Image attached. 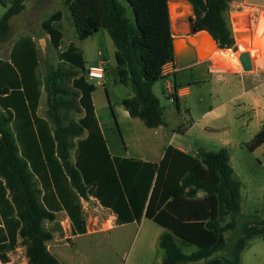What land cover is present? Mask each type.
Wrapping results in <instances>:
<instances>
[{
  "label": "trees",
  "instance_id": "obj_1",
  "mask_svg": "<svg viewBox=\"0 0 264 264\" xmlns=\"http://www.w3.org/2000/svg\"><path fill=\"white\" fill-rule=\"evenodd\" d=\"M25 1L12 0L9 6L1 2L6 7L0 18L1 41ZM126 1L134 21L118 0H66L65 4L77 41L100 29L111 39L114 82L132 92L120 102L129 117L148 129L165 126L152 87L165 64L173 62L168 1ZM186 2L196 32L207 33L220 49L234 46L225 17L229 0ZM62 16L56 10L39 25L58 61L43 74L38 70L36 43L29 36L15 40L8 58H0V262L8 263V254L20 247L26 264H61L47 249L53 233L60 231L56 213L68 215L72 236L85 234L79 200L89 196L115 214L116 224L139 222L143 216L161 227V264L207 260L226 247L224 233L233 230L240 217V182L233 178L228 150L200 149L192 155L167 146L157 163L111 156L93 111L94 86L85 77L82 52L74 43L60 49L63 34L57 23ZM42 92L47 119L37 115ZM80 113L78 119L71 117ZM262 145L264 125L246 148L253 152ZM261 235L264 222L244 218L228 259L213 258L205 264H239L248 240ZM175 238L195 250L184 254Z\"/></svg>",
  "mask_w": 264,
  "mask_h": 264
},
{
  "label": "rangeland",
  "instance_id": "obj_2",
  "mask_svg": "<svg viewBox=\"0 0 264 264\" xmlns=\"http://www.w3.org/2000/svg\"><path fill=\"white\" fill-rule=\"evenodd\" d=\"M2 1L6 6H9L12 0H0V18L6 9V7L1 5ZM65 1L66 0L25 1V9L18 15L12 17L9 21L10 31L7 38L2 41L0 40V57L6 59L12 42L20 36L27 35L33 37L36 41L39 72L43 74L48 65L56 64L58 61L48 42L45 41L40 44L36 39L45 37L39 27L41 20L54 11L61 10L63 16L61 21L57 23V27L63 34L61 48L64 49L69 42H75L82 52L86 68L101 63L105 69L104 78L98 81L100 83L95 80L90 82L94 86V91L92 93L93 105L96 108L98 121L103 127L109 150L115 154H123L133 158H138L142 155L136 152L142 146H148L150 148L155 147V149L158 150V146L163 138L158 135L152 140L153 130L146 128L140 120H132L128 116L125 118L122 114L124 109L120 102L122 99L131 96L132 92L129 87L114 82V47L107 32L104 29H100L95 36L82 42L77 41L74 36L70 14ZM118 1L125 7L127 18L134 21L133 12L127 1ZM177 3H179L180 6L175 8L176 13H173L172 16L169 14L173 35L181 34L183 30L186 31L188 22L184 19L183 15L190 17L192 14L191 6L186 0H177ZM185 8H187L186 13ZM225 17L233 33L247 32L248 36H236L234 45L238 48L240 46L243 48L237 54L238 60L234 61L230 56L238 50L232 52L230 49L228 52L230 55H225L222 60L218 59V62L216 61L215 69L236 70L238 68L240 71H243L240 66L239 56L240 53L248 51L253 68L252 70L243 72L253 73L258 80L264 79V0H229V9ZM175 41L178 40L176 39ZM258 43L260 45H258ZM99 52H102L108 57L107 63L100 61L102 59ZM209 55L210 53L202 54L199 55V58L206 60ZM169 79L173 80L171 77ZM163 85V81L156 83L153 88V93L159 99L165 122L169 126H173L175 131L184 129L191 122V117L184 112L186 106L192 108V119L196 120L197 116L200 115L203 110L215 104L213 94L210 90L211 87L208 83L193 84L189 95L178 100L177 104L173 98L168 97L164 92L165 89ZM261 90H263V88H261ZM224 98L226 97H221V99ZM38 113L42 117L46 115L44 94L41 97ZM79 116V114L71 115L74 119H77ZM246 137L248 138V135H246ZM189 138L190 137H187L186 139L190 140ZM242 140L244 141L245 139ZM209 148L212 151L219 149L218 146H211ZM229 163L233 168V178L240 182V217L236 227L224 233L226 247L215 252L207 260L213 258L228 259V251L231 244L240 234L244 218L250 219L252 217H257L264 222V148H259L255 152H250L247 148L241 146L240 149H234L232 151ZM91 204L92 203H90L88 207V211L98 217L96 226L89 224L88 230L93 232L78 236L71 243H69L70 240L68 238L60 242L68 243V245L63 244L61 247L62 256L60 259L62 264H123L127 259L129 251L130 256L127 263L130 264L134 259L136 249L137 228L135 226L124 228L122 230V233L125 235L123 242L117 246H111L110 242L111 237H113L111 236L113 232H105L107 231L105 230L106 227H104V230H99L103 228L101 224L106 217L104 212L107 211L103 208L100 209L98 205L95 204L98 211H101L94 212L91 209ZM56 217L58 218V215ZM228 220L229 218L226 219V221ZM149 223H152V225L156 227V224L153 222ZM44 226H46L45 223ZM63 236L64 234L61 231L56 234L58 239L63 238ZM175 242L184 254H189L195 250L193 245L179 238H175ZM8 256L11 264H26L23 248L19 247L14 252L9 253ZM163 256L164 252L157 247L151 264H161ZM205 261H200L196 264H205ZM0 264L3 263L0 262ZM239 264H264V235L255 236L248 240L244 250L240 254Z\"/></svg>",
  "mask_w": 264,
  "mask_h": 264
},
{
  "label": "crops",
  "instance_id": "obj_3",
  "mask_svg": "<svg viewBox=\"0 0 264 264\" xmlns=\"http://www.w3.org/2000/svg\"><path fill=\"white\" fill-rule=\"evenodd\" d=\"M24 9H25V5H24ZM96 34H94L93 36H95ZM192 37L198 38L197 35L194 36L190 35L189 25H188L186 31L183 30L181 34L173 35V41L177 39L178 44L181 45V49L178 48L177 50L180 49L179 58H183V62L185 61L187 56L189 57L190 55L191 56L196 55L197 57L196 61L185 67L182 68L178 67L174 63L175 52L172 48L173 62H168L165 64L161 76L154 83L152 90L156 85V83H158L159 81H163L164 84L163 86L165 89L164 92L170 98H173V96H175L178 101L181 98L189 95L193 84L195 85L198 83H208L211 87L210 90L211 93L213 94L215 104L210 108L203 110L201 114L197 116L196 120L192 119V108L186 106L184 108V112L186 115L191 117V122L184 128L182 133H178L177 131L174 130L175 128H173V126H169L165 122V119L163 117L166 126H159L157 128L150 129L153 130L154 132L151 138L152 140H154L158 135H160V137L163 138L162 142L158 146V150H156L155 147L150 148L148 146H142L139 148L138 151H136L138 153H141L142 155L138 158H133L130 156H125L123 154H117V153L115 154L109 150L107 146L106 138L104 136L103 127L98 121L96 108L93 105L94 101L92 97V93H93L92 92L91 100H92L95 118L97 120L100 132L106 141L107 150L111 156L119 157V158H132V159L157 163L161 159L164 149L167 146H172L173 148L179 149L183 152L192 155L197 154L200 149L206 151H212L210 150L209 147L218 146L219 149L225 147L228 150L229 162H230L232 151L234 149H240L241 146H244L246 148V145L250 142V140L260 131L261 127L264 125V79L258 80L255 77V75H253V73L243 72L238 69L236 70L215 69L216 67L212 65V62L210 61L211 56H209L206 60H202L199 58V53L197 51L198 43H191L189 41V38ZM31 38L36 43L35 39L33 37ZM36 40L40 44L44 43L45 41H47L49 44V38L47 35H45V37H41ZM70 43L75 44V42H69L64 49L61 48V44H60V49L65 50ZM214 46L215 48L217 47L215 42H214ZM10 49L8 51L7 58ZM37 55H38V49H37ZM99 55L101 56L102 59L100 61H104L106 63L108 62V57L105 54L99 52ZM113 56H114V51H113ZM170 77L173 78V80H170L169 79ZM261 88H263V90H261ZM43 94L44 92H42L41 97ZM224 96L226 98L221 99V97ZM41 97L37 108V115L41 118L47 119L46 115L45 117H42L38 113ZM122 114L125 118H127V116L129 117L128 113L125 110L123 111ZM79 115L80 116L78 118L82 117L83 114L80 113ZM131 119L133 120L136 118H131ZM246 135H248V138L246 137ZM187 137H190L189 138L190 140H187L186 139ZM242 139L245 140L243 141ZM259 148L263 149L264 145L260 146ZM256 150H254L253 152H255ZM72 154L73 151L71 152V155ZM106 210H108L111 214L110 216L111 224L105 229L107 230L105 232H109V233L113 232L111 235L113 237H111L110 245L117 246L121 244L123 242V239H125V235L122 233V230L127 227L135 226L138 230V235L136 237V249H135L134 259L132 262H130V264H151L154 257V252L158 247L159 236L162 233L163 229L158 225H156V227L153 226L152 223H149L152 221L144 218L143 216L141 217L139 222L134 221L125 224H116L115 214L111 212L109 209ZM57 215L58 218L56 217L55 223L58 224L59 230L63 233L58 223V220L62 215H67V214L64 211H60L56 213V216ZM89 232H93V231L87 230L85 234ZM57 233H59V231L53 233V238L48 242L47 249L62 264L60 259L62 256L61 247L63 246V244L68 245V243L67 242L60 243V242L68 238L70 240L69 243H71L75 238L81 235H76V236L71 235V222H70V230L68 233H63L64 234L63 238L58 239L56 237ZM129 256H130V251L127 255V259L124 261L123 264H128L127 262ZM6 264H11L10 260Z\"/></svg>",
  "mask_w": 264,
  "mask_h": 264
},
{
  "label": "built area",
  "instance_id": "obj_4",
  "mask_svg": "<svg viewBox=\"0 0 264 264\" xmlns=\"http://www.w3.org/2000/svg\"><path fill=\"white\" fill-rule=\"evenodd\" d=\"M215 49L221 51L222 53H226V52H229L231 48L220 49V48L216 47ZM232 54L235 55V53H232ZM236 60H238V59H236ZM210 61L212 62V65L216 66L215 63H216V61L218 62V57L215 56V55L211 56L210 57ZM240 66H241V64H240ZM240 66H238V67H240ZM176 68H177V66H176ZM104 75H105V69H104V67L102 66L101 63L98 64V65L87 67L86 70H85V77H86V79L88 81H92V80H95L97 82L101 81L104 78ZM98 83H100V82H98ZM80 203H81V207H82V210H83V213H84L86 230H88V225L92 224V225L96 226V222L98 220V217L95 214H92V213H90L88 211V207H89L90 203H92L91 204V209L94 212H100L101 211V210L98 211V208L95 207V204L98 205V207L100 209H102L103 207L99 204L97 199H95L93 197H90V196L87 197V198H80ZM103 209H105V208H103ZM106 211L107 212L103 211L106 214V217L104 218V221L101 224V226L103 228L101 227L102 229H99V230H104V227L107 228L111 224V221H110L111 214H110V212L108 210H106ZM58 223H59L60 228L63 231V233H68L69 232V230H70V220L67 217V215H62L59 218Z\"/></svg>",
  "mask_w": 264,
  "mask_h": 264
},
{
  "label": "water",
  "instance_id": "obj_5",
  "mask_svg": "<svg viewBox=\"0 0 264 264\" xmlns=\"http://www.w3.org/2000/svg\"><path fill=\"white\" fill-rule=\"evenodd\" d=\"M168 2H176L177 0H167ZM168 14H169V8H168ZM184 19L188 22V25H189V33L191 36H194V35H197L198 38H199V34L201 32H196L195 31V28L193 26V23L191 22L190 20V17L189 16H185L183 15ZM234 35V39H236V36L238 35H243V36H248V33L247 32H234L233 33ZM193 40H197L196 37H192ZM175 40L172 41V48L175 52V55H174V63L175 65H177L178 67L182 68V67H185L187 65H190L192 63H194L197 59L196 55H190L189 57L187 56V58L185 59V61L183 62V58H179V50L176 51L175 49ZM231 50L233 52H236L238 50V47L236 45H234ZM239 61H240V64H241V67H242V70L243 71H249V70H252L253 66H252V62H251V59H250V54L248 51H245V52H242L239 56Z\"/></svg>",
  "mask_w": 264,
  "mask_h": 264
},
{
  "label": "bare ground",
  "instance_id": "obj_6",
  "mask_svg": "<svg viewBox=\"0 0 264 264\" xmlns=\"http://www.w3.org/2000/svg\"><path fill=\"white\" fill-rule=\"evenodd\" d=\"M178 6H180V4L179 3H177V1L176 2H169L168 3V8H169V14L172 16L173 15V13H176V11H175V8L176 7H178ZM180 8V7H179ZM188 10H189V8H188ZM175 11V12H174ZM187 12V8H185V13ZM174 18V17H173ZM254 38H255V36H254ZM257 38V37H256ZM199 39V40H198ZM198 40V41H197ZM197 40L195 41V40H193L192 38H189V41L191 42V43H198V46H197V51L199 52V55H202V54H208V53H210V55L209 56H217L218 57V59H220V60H222L223 59V56H225V55H230L228 52H226V53H222L221 51H219V50H216L215 49V47L213 46V42H212V38L207 34V33H200L199 34V38H197ZM175 43V46H176V51H177V49L178 48H180L181 49V45L179 46L178 45V42L177 41H175L174 42ZM206 44H207V46H206ZM258 45H260L259 43H258ZM264 45V44H263ZM262 45V46H263ZM204 47H205V49H204ZM179 49V50H180ZM243 48H241V46L238 48V51L235 53V55H230L231 57H232V59H234V61L237 59V54L239 53V51L240 50H242ZM241 54V53H240ZM252 55V54H251ZM201 57V56H200Z\"/></svg>",
  "mask_w": 264,
  "mask_h": 264
}]
</instances>
